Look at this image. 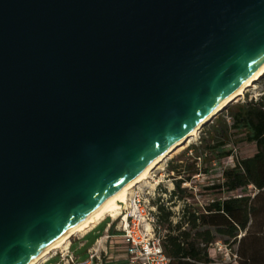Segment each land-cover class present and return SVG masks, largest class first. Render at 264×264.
Listing matches in <instances>:
<instances>
[{
    "label": "water",
    "instance_id": "95a60500",
    "mask_svg": "<svg viewBox=\"0 0 264 264\" xmlns=\"http://www.w3.org/2000/svg\"><path fill=\"white\" fill-rule=\"evenodd\" d=\"M264 65V0H0V264H30Z\"/></svg>",
    "mask_w": 264,
    "mask_h": 264
},
{
    "label": "trees",
    "instance_id": "16d2710c",
    "mask_svg": "<svg viewBox=\"0 0 264 264\" xmlns=\"http://www.w3.org/2000/svg\"><path fill=\"white\" fill-rule=\"evenodd\" d=\"M224 109L231 123L218 131L222 138L210 141L204 148L191 146L193 156L185 168L168 165L176 174L169 199L172 204L173 198L184 202L181 215L174 219V212L160 197L153 202L157 208L155 232L165 230L160 237L168 264H212L215 259L209 247L222 239L225 245H237L236 253H232L236 259L231 264H264V94ZM231 136L237 138L236 142L254 144L256 151L236 159L231 168L222 169L221 179L204 189L229 194L252 185L256 194L253 198L247 194L217 197L202 208L188 205L193 192L183 188V183L190 182L194 175L207 174L212 159L231 157L233 150H225Z\"/></svg>",
    "mask_w": 264,
    "mask_h": 264
},
{
    "label": "rangeland",
    "instance_id": "374dc122",
    "mask_svg": "<svg viewBox=\"0 0 264 264\" xmlns=\"http://www.w3.org/2000/svg\"><path fill=\"white\" fill-rule=\"evenodd\" d=\"M264 94V76H261L255 83L245 89L241 95H239L236 99H234L229 105H233L240 102H249L251 99L255 100L259 96ZM225 122V123H224ZM231 123L230 117L225 109L220 111L214 118H212L208 123L201 126L199 128L197 134L193 136L190 140L186 141L182 148L177 152L173 153L171 156L166 157L162 160L146 177V179L142 180L138 183L134 188L139 189L145 197H149L150 203L153 205V202L156 198L160 197L161 202L167 208H170L174 212V219H176L179 215H181V209L183 207L184 202L178 201L176 198H173L175 203L172 204L169 199V191L173 190V177H176L175 173H171L168 165L171 164H179L182 165L183 168L188 166L191 162L193 151L191 150V146H196L200 148H204L205 144L211 143L210 141H219L222 136L221 133L218 132L220 129L222 130L224 124L229 126ZM237 138L231 136L230 141L225 146V150H233L232 156L225 158L221 161H216L212 159L210 162L208 169L209 172L207 174L201 173L200 175L192 178L190 185H183V188H187L192 191V197L188 198L187 204L195 207L202 208L205 204L209 203L214 198L228 196H239V195H250L251 198L254 197L257 190L252 186H248L246 189H241L233 193L222 194L213 191H206L204 188L206 186L212 185L214 182L221 179V170L225 168H231L236 159L246 158L251 156L255 151V145L249 144L245 142H236ZM200 162V161H198ZM198 166H200L198 164ZM206 165H202L204 168ZM130 192L128 193L129 196ZM128 198V197H127ZM127 201V200H126ZM186 203V202H185ZM110 221L109 216L106 217L104 221H102L97 228L90 233L86 238L87 246L79 247V243L75 242L73 246V253L75 256H79V260L83 261L88 258L87 247L91 246L96 237L102 235L104 233V228L106 223ZM115 233H121V216H119L114 224ZM165 233V230L160 229L159 233L155 234L157 236H162ZM76 234L70 238L72 240L73 237L80 235ZM115 244V243H114ZM120 244V243H116ZM123 245V243H122ZM124 246V245H123ZM221 246V249H218ZM212 248L215 249V253L213 254L214 261L212 264H231L233 261L232 253H236L237 245L236 244H223V239L219 241L218 245L214 244ZM53 251L50 253L52 254ZM103 260V257H102ZM57 258H51L48 262L44 264H55Z\"/></svg>",
    "mask_w": 264,
    "mask_h": 264
},
{
    "label": "built area",
    "instance_id": "2783aa9c",
    "mask_svg": "<svg viewBox=\"0 0 264 264\" xmlns=\"http://www.w3.org/2000/svg\"><path fill=\"white\" fill-rule=\"evenodd\" d=\"M195 176L197 175L192 178ZM190 182L183 183V185L189 186ZM119 216H121L120 235L127 264H168L169 259L164 254L161 237L155 234L157 208L150 203L149 197H145L143 192L133 187L120 214L115 219L109 217L110 221L107 222V226H112ZM105 219L106 217L99 221L97 225ZM218 243L215 244L218 245ZM99 245L100 243H97V246L89 251L87 259L80 261L70 250L69 240L66 246L55 249L52 254H49L38 264H44L51 258H57L55 264H102L101 252L103 250ZM213 245L209 247V254L212 257L215 253V249L212 248ZM221 248L219 246L218 249ZM232 257L234 260L236 259L235 254H232Z\"/></svg>",
    "mask_w": 264,
    "mask_h": 264
},
{
    "label": "bare ground",
    "instance_id": "6f19581e",
    "mask_svg": "<svg viewBox=\"0 0 264 264\" xmlns=\"http://www.w3.org/2000/svg\"><path fill=\"white\" fill-rule=\"evenodd\" d=\"M261 76H264V65H262L253 75H251L241 85V87L237 89L228 99H226L222 104H220L215 109L214 113L222 111L234 99H236L239 95H241L245 89L252 86L255 83V81H257ZM199 128H201V126ZM199 128L192 131L190 136L186 140H184L182 143L167 150L165 153H163L160 157H158L152 163L148 164V166L141 172V174L134 181H132L130 184L121 188L119 191H117L112 196H110L106 201H104V203L92 215H90L87 219H85L84 221H82L81 223L73 227L63 237H61L51 246L46 248L43 252H41L38 256H36L33 259V261L30 262V264H38L40 261L45 259L55 249H59V248L66 246L69 243V240L72 236L85 232L86 230H88L89 228L97 224L99 221H101L105 217L109 216L115 219L120 214L121 209L124 207L127 197H128V193L133 189V187L136 186L138 183H140L142 180L146 179V177L151 173V171L162 160H164L166 157L171 156L173 153L180 150L186 141L190 140L193 136L197 134Z\"/></svg>",
    "mask_w": 264,
    "mask_h": 264
},
{
    "label": "crops",
    "instance_id": "0c3cea01",
    "mask_svg": "<svg viewBox=\"0 0 264 264\" xmlns=\"http://www.w3.org/2000/svg\"><path fill=\"white\" fill-rule=\"evenodd\" d=\"M99 224H95L85 232L81 233L78 236H75L70 240V250L73 251V246L75 242L79 243V247L87 246L86 238L92 233ZM97 243H100V248L103 250L101 256L103 257L102 264H127L125 259V249L122 245V237L120 234H116L113 226H106L104 228V233L95 238L93 244L87 247V254L89 251L97 246ZM115 243V244H114ZM120 243V244H116ZM79 259V256H77Z\"/></svg>",
    "mask_w": 264,
    "mask_h": 264
}]
</instances>
